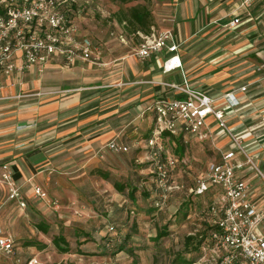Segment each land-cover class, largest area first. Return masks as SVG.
<instances>
[{"label":"crops","instance_id":"obj_1","mask_svg":"<svg viewBox=\"0 0 264 264\" xmlns=\"http://www.w3.org/2000/svg\"><path fill=\"white\" fill-rule=\"evenodd\" d=\"M173 2L170 5L172 15L167 20L163 19L172 24L162 28L155 25L152 12L146 5L120 8L114 12V24L122 27L125 33L112 40H119L120 44L108 49L112 53L108 56L110 61L96 66L90 63L67 66L58 60L43 69L36 67L12 76H1L0 165L10 166L15 182L22 188L28 204L26 208L20 209L17 202H8L6 188L0 182V227L5 234L18 235L13 227L6 224L11 213L12 218L16 214L37 217L40 216V207L47 204L34 198L33 184L55 182L58 180L57 174L77 164L84 172L91 166L98 167L100 162L97 152L112 140L117 139L125 145L133 142V147L140 140H146L142 137L143 131L145 130V135L149 132L150 136L155 122V114L150 110L152 104L156 99L171 101L181 95L171 85L186 83L191 89L203 92L212 89L210 82L201 83L197 74L194 76V73L200 72L201 67L197 68L198 65L195 66L192 62L191 52L199 44L211 43L221 35L224 38L225 35L231 34L234 37L240 34L239 40L244 39L247 43H255L261 33L264 36V2L261 0L244 7H241L242 0ZM166 7L168 8L167 4ZM133 9L146 15L143 23L132 17ZM234 21L238 23L232 24ZM153 29H169L174 32L182 68L164 72V62L174 54L164 53L145 61L136 55L142 35L150 34ZM248 46L246 44L240 50V55L252 53L251 50L245 51ZM238 53L239 50L210 54L207 50L209 62L202 67L212 64V68H208V73H203L215 76L223 67L221 63L238 56ZM119 54H128L129 57L122 59L120 55L116 58ZM256 55L262 57L261 52H256ZM255 70L256 67L253 74ZM211 71H215V74ZM238 77L230 78L223 84H214V87L221 89L223 94L233 92L235 89L232 90V85L242 81ZM244 77H248V74ZM213 80L214 78L209 79ZM257 92L261 93L262 98L254 99ZM213 96L219 98L221 94ZM238 96L241 104L231 116H226L229 118L227 126L263 167L264 114L262 111L254 114V111L258 104L264 103V83ZM259 100L262 101L259 103ZM216 104L221 106L223 102L218 100ZM208 125L213 140L192 139L193 143L212 144L217 155L220 150H231L233 144L230 137L219 128L213 117H209ZM240 160L244 158L240 157ZM75 169L77 168L73 170ZM240 175L251 184L259 206L264 207V188L254 183V172L246 167ZM2 195H5V199ZM15 220L17 222L18 219ZM29 228L32 230V227ZM14 251L16 252V246ZM4 257L0 256V260Z\"/></svg>","mask_w":264,"mask_h":264},{"label":"rangeland","instance_id":"obj_2","mask_svg":"<svg viewBox=\"0 0 264 264\" xmlns=\"http://www.w3.org/2000/svg\"><path fill=\"white\" fill-rule=\"evenodd\" d=\"M88 1L87 6H90H86V9L84 7L85 10H75L72 7L68 15L78 29L79 40H91L100 48L101 55L99 60L94 59V63L77 61L74 65L90 63L96 66L110 61L108 56L112 53L108 49L120 44L119 40H112L125 33L122 27L113 22V14L120 8L146 5L158 28L172 24L163 19L167 20L172 15L170 5L174 4L173 0H132L120 6L110 0ZM236 35H225L224 38L221 35L211 43L199 44L191 52L192 62L195 66L198 65L197 68L201 67L200 72L194 73V76L197 74L201 83L210 82L212 85V89L204 90L208 94L223 96L224 92L214 87V84L226 83L230 78H237V75L242 81L232 85V90L245 85L252 91L257 85L264 83L263 34L255 43H247L244 39L240 41V34ZM131 43L130 41L129 46ZM246 44L249 46L245 51L251 50L254 55H240V50ZM207 50L210 54L236 50L239 53L221 63L223 67L216 77L212 75L215 71H211L213 77H210L206 73L212 68V64L202 67L209 62ZM256 52H261L262 57H257ZM120 55L123 54L116 58ZM127 55L122 56V59L129 57ZM255 67L257 70L253 74ZM203 74L205 75L202 76ZM247 74L248 77L245 78ZM210 78L214 80L209 81ZM258 93H255L254 99L262 98L261 93ZM255 109L254 114H264V103L258 104ZM143 134L142 137L147 139L149 132L145 135L144 130ZM144 141L140 140L139 147H133V142H127L131 147L128 153H106L103 159L97 157L100 162L98 167L91 166L87 172L77 164L57 174V181L39 184L53 204L40 207L42 212L39 209L40 216L37 217L16 214L12 218V213L8 216L7 226L13 227L18 233L16 236L12 235L16 252L12 257L9 256L11 258H1L0 264H181L183 261L196 260V235L203 234L211 224L209 215L204 212L209 201L205 199L201 203V199L191 195L188 189L194 185L196 178L206 176L209 165L219 159V154L214 152L209 143L192 141L184 148L167 140L164 143L166 153L180 157L177 167L171 173V179L174 186L181 189L168 193L165 206L158 210L155 203L161 199L164 191L151 179L153 166L149 155L143 152ZM181 148L185 149L184 152ZM74 168L77 169L73 170ZM98 171L109 174V178L105 180ZM262 172L264 174V166ZM254 176V183L264 188V179L256 173ZM114 182L126 186L125 193L119 192L113 186ZM132 188H138L136 203L128 197V191ZM2 198L5 199V195ZM202 204H205L204 208ZM149 210L152 211L148 212ZM15 219H18L17 222ZM110 225L115 227L113 233L108 231ZM161 232H166L167 235L159 239L157 236ZM59 236L68 242L71 250L69 254L60 253L54 246L53 240ZM189 238L194 239L189 242ZM30 241L46 247L40 250L38 246H26V242ZM80 250L81 254H78ZM207 259H211V255L208 254Z\"/></svg>","mask_w":264,"mask_h":264},{"label":"built area","instance_id":"obj_3","mask_svg":"<svg viewBox=\"0 0 264 264\" xmlns=\"http://www.w3.org/2000/svg\"><path fill=\"white\" fill-rule=\"evenodd\" d=\"M255 1L242 0L241 7ZM88 4V0H0V91L3 87L1 76H12L36 67L43 69L58 60L67 66L77 61L94 63L99 60L100 48L91 40H79L78 29L68 15L72 7L81 10ZM236 23L238 21L232 22ZM178 50L172 30L153 29L150 34L142 35L136 55L145 61L164 53L174 54L163 65L164 72L168 73L182 68ZM171 87L181 95L171 101L156 99L152 104L154 127L143 144L144 149L151 150L149 158L154 165L150 173L157 176L158 187L164 191L156 207L163 209L167 194L181 189L174 186L171 179L176 159L166 153L164 135L182 138L185 144L192 139L213 140L208 125L209 117H213L219 128L228 134L233 147L228 151L220 150V160L210 164L206 176L196 178L194 187L188 190L196 195L214 190L208 206L214 230L208 244L202 247V258L194 264H264V207L259 206L251 184L240 175L249 167L264 179L262 165L228 128L229 118H226L240 106L238 95L245 94L247 86L219 98L191 89L186 83ZM218 100H222L221 106L216 104ZM134 145L139 147L141 143ZM130 149L115 139L102 147L97 156L103 159L106 153L125 154ZM0 182L6 188L8 202H17L20 209L27 207L23 190L16 184L7 164L0 165ZM32 188L34 198L53 204L41 186L33 184ZM108 231L113 233L115 227L109 226ZM14 250L13 236L5 234L0 227V256L14 255ZM208 254L211 259H207Z\"/></svg>","mask_w":264,"mask_h":264},{"label":"trees","instance_id":"obj_4","mask_svg":"<svg viewBox=\"0 0 264 264\" xmlns=\"http://www.w3.org/2000/svg\"><path fill=\"white\" fill-rule=\"evenodd\" d=\"M111 2L113 3H119L121 5H125V4H128L130 3L132 0H110ZM131 15L134 19L138 20L139 23H143L144 22V19L146 17L145 14H142L139 10L137 9H133L131 11ZM141 16V17H140ZM167 140H170L173 144L177 145V143L181 146H183L184 148H186L187 146L190 145V142H192V140L189 142V144H185L183 142V139L182 138H175V137H172V136H169L168 134H165L164 135V143L167 141ZM184 148H181L182 149V152H184ZM143 152H145V154L149 155L151 154V150H148V149H145L143 150ZM176 159V167H177V164L179 163V159L180 157H175ZM152 166L154 165L153 162H151ZM98 174H101L103 176V178L105 180H107L109 177V174L107 173H104V172H99L98 171ZM172 177V176H171ZM152 181L153 183H158V178L155 174H153L152 176ZM158 185V184H157ZM194 185H195V182H194ZM194 185L192 187H194ZM113 186L121 193H125L126 191V186L124 185H120L118 184V182H114L113 183ZM191 188V187H190ZM189 190V189H188ZM138 191V188H132L131 190L128 191V197L133 201V203H136V192ZM214 190H211L210 192H207L206 194H203V195H196V194H191V195H194L195 197H197L198 199H201V203H203L205 201V199L207 201H209V204L210 202L212 201L213 197H214ZM146 196H148L149 194H145ZM202 208H204L205 204H202ZM209 206V205H208ZM156 209L158 210H161L160 208L156 207ZM152 210H149L148 212H151ZM208 215V207L205 209V211ZM187 213V212H186ZM186 215V214H185ZM112 226V225H110ZM114 226V225H113ZM214 230V228L211 226V224L209 225V228L207 230H205V232L203 234H198L196 235L198 238V241H197V244H196V248H194V251L195 253H197V258L196 260H191L189 262H181V264H194V263H198L199 260L202 258L203 254H202V247L203 246H206L209 242V238H210V235H211V231ZM167 233L166 232H161L160 234H158L157 238H162L164 236H166ZM194 238H189V242L191 240H193ZM53 243H54V246L58 249V251L62 254H69L70 253V248H69V245H68V242L66 241L65 238H63L62 236H59L57 238H54L53 240ZM26 246L28 247H39L40 250L42 248H45L46 246H44L43 244H39L38 242H33V241H30V242H26L25 244ZM78 254H81V250L77 252Z\"/></svg>","mask_w":264,"mask_h":264}]
</instances>
